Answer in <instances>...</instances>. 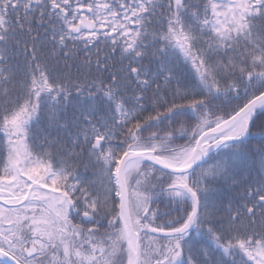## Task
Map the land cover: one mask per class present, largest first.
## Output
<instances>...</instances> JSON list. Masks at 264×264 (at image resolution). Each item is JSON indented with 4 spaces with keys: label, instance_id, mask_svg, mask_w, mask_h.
<instances>
[{
    "label": "snow or ice",
    "instance_id": "snow-or-ice-1",
    "mask_svg": "<svg viewBox=\"0 0 264 264\" xmlns=\"http://www.w3.org/2000/svg\"><path fill=\"white\" fill-rule=\"evenodd\" d=\"M0 264H264V0H0Z\"/></svg>",
    "mask_w": 264,
    "mask_h": 264
}]
</instances>
